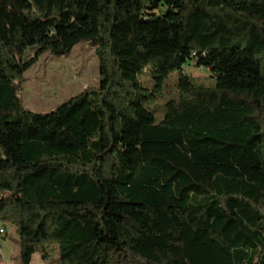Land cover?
<instances>
[{
  "label": "trees",
  "instance_id": "1",
  "mask_svg": "<svg viewBox=\"0 0 264 264\" xmlns=\"http://www.w3.org/2000/svg\"><path fill=\"white\" fill-rule=\"evenodd\" d=\"M80 42L98 85L29 109L26 70ZM0 223L20 264H264V0H0Z\"/></svg>",
  "mask_w": 264,
  "mask_h": 264
},
{
  "label": "rangeland",
  "instance_id": "2",
  "mask_svg": "<svg viewBox=\"0 0 264 264\" xmlns=\"http://www.w3.org/2000/svg\"><path fill=\"white\" fill-rule=\"evenodd\" d=\"M196 83L210 84L212 78L207 69L198 67L194 61L183 66ZM179 74L172 72L162 82V96L144 104L152 112L156 122L163 118L164 103L175 97ZM145 87L152 88L147 72L139 74ZM98 85L97 56L94 47L80 42L67 55L55 56L43 53L38 61L24 73L21 96L25 105L36 112H48L60 102L82 91L87 86ZM5 232L0 234V264H20L18 235L12 224H1ZM35 264H50L39 255Z\"/></svg>",
  "mask_w": 264,
  "mask_h": 264
},
{
  "label": "built area",
  "instance_id": "3",
  "mask_svg": "<svg viewBox=\"0 0 264 264\" xmlns=\"http://www.w3.org/2000/svg\"><path fill=\"white\" fill-rule=\"evenodd\" d=\"M4 230L5 229H1V226H0V234L4 233Z\"/></svg>",
  "mask_w": 264,
  "mask_h": 264
},
{
  "label": "crops",
  "instance_id": "4",
  "mask_svg": "<svg viewBox=\"0 0 264 264\" xmlns=\"http://www.w3.org/2000/svg\"><path fill=\"white\" fill-rule=\"evenodd\" d=\"M1 228H3V227H1ZM4 229V228H3ZM4 232H5V230H4ZM5 264V263H4Z\"/></svg>",
  "mask_w": 264,
  "mask_h": 264
},
{
  "label": "bare ground",
  "instance_id": "5",
  "mask_svg": "<svg viewBox=\"0 0 264 264\" xmlns=\"http://www.w3.org/2000/svg\"><path fill=\"white\" fill-rule=\"evenodd\" d=\"M1 229H3V228H1Z\"/></svg>",
  "mask_w": 264,
  "mask_h": 264
}]
</instances>
